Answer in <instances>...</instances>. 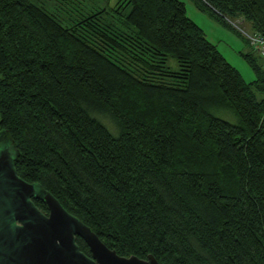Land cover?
I'll list each match as a JSON object with an SVG mask.
<instances>
[{"label": "trees", "instance_id": "1", "mask_svg": "<svg viewBox=\"0 0 264 264\" xmlns=\"http://www.w3.org/2000/svg\"><path fill=\"white\" fill-rule=\"evenodd\" d=\"M124 1L115 27L105 10L64 26L0 0V136L17 175L120 257L264 264L262 66L245 56L246 83L178 0ZM194 1L264 35V0Z\"/></svg>", "mask_w": 264, "mask_h": 264}, {"label": "water", "instance_id": "2", "mask_svg": "<svg viewBox=\"0 0 264 264\" xmlns=\"http://www.w3.org/2000/svg\"><path fill=\"white\" fill-rule=\"evenodd\" d=\"M15 152L13 141L0 136V264H159L152 255L126 258L109 249L50 192L17 175ZM33 199L46 204V214Z\"/></svg>", "mask_w": 264, "mask_h": 264}, {"label": "rangeland", "instance_id": "3", "mask_svg": "<svg viewBox=\"0 0 264 264\" xmlns=\"http://www.w3.org/2000/svg\"><path fill=\"white\" fill-rule=\"evenodd\" d=\"M178 1L184 4L186 15L201 29L205 38L216 47L225 60L238 71L242 79L246 83L253 82L255 75L245 56H250L258 66H262L264 60L250 46L245 37V32L252 30L250 23L242 18L230 20L228 23L237 33L210 12L201 10L194 0ZM31 2L53 14L55 19L64 26H72L83 16L105 10L99 15L101 22L121 27V15L129 12L124 0H31ZM167 63L173 68L176 62L169 60ZM256 97L260 100L262 95L258 93ZM104 119L109 123L106 124L107 126L111 124L110 119L106 117Z\"/></svg>", "mask_w": 264, "mask_h": 264}, {"label": "built area", "instance_id": "4", "mask_svg": "<svg viewBox=\"0 0 264 264\" xmlns=\"http://www.w3.org/2000/svg\"><path fill=\"white\" fill-rule=\"evenodd\" d=\"M245 37L248 40L250 46L264 60V35L257 31L251 30L250 32H245ZM262 69L264 70V64L262 65Z\"/></svg>", "mask_w": 264, "mask_h": 264}]
</instances>
